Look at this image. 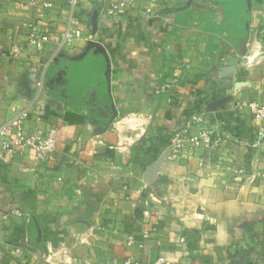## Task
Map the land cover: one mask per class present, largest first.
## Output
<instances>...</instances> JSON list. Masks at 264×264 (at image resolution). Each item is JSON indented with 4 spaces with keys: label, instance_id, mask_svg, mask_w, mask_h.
Listing matches in <instances>:
<instances>
[{
    "label": "crops",
    "instance_id": "1",
    "mask_svg": "<svg viewBox=\"0 0 264 264\" xmlns=\"http://www.w3.org/2000/svg\"><path fill=\"white\" fill-rule=\"evenodd\" d=\"M51 1L50 46L13 60L11 47L25 40L38 10L31 0H0V125L29 110L30 133L58 126L62 163H40L33 150L10 155L0 145V218L22 212L1 224L0 264H156L159 256L176 264H264L262 123L240 106L252 93L264 99V56L249 69L241 57L256 38L264 52V0H247V34L238 43L221 23L219 0H157L151 15L148 1L136 0L122 16L99 15L93 26L101 43L92 49L107 56L106 87L82 99L62 88L60 63L88 49L83 40L60 47L69 1ZM92 7L83 0L85 28ZM42 81L51 95L41 97ZM107 106L121 118L141 115L140 127L115 128ZM200 110L204 125L224 135L221 145L168 160L172 136ZM238 140L250 159L238 157Z\"/></svg>",
    "mask_w": 264,
    "mask_h": 264
},
{
    "label": "built area",
    "instance_id": "2",
    "mask_svg": "<svg viewBox=\"0 0 264 264\" xmlns=\"http://www.w3.org/2000/svg\"><path fill=\"white\" fill-rule=\"evenodd\" d=\"M69 9L65 18L67 19L66 29L60 33V47L72 46L78 40H83L86 44V48H96L99 46L100 36L96 30L94 16L104 15L107 17L122 16L131 11L136 3V0H89L93 5V13H87L89 25L84 27L82 18L80 15L81 4L83 0H68ZM147 6L144 9V13L151 15L153 13L152 6L157 0H147ZM31 6L37 8V12L31 21L27 24V34L23 42L14 43L11 47V56L13 60L21 58L24 49L31 48L39 53H45L50 46L54 32L50 30L47 24L44 22L45 15H47L55 6V3L51 0H31ZM80 14V15H79ZM94 25V26H93ZM94 27V28H93ZM264 56L263 47L259 39L248 41L245 44V49L241 54L242 61L246 68H252L259 64ZM55 63H59V56H54ZM52 60V61H53ZM42 95L41 97L49 96L53 92V86L39 83ZM241 107L248 109L250 116L262 124L258 128L259 143H263L264 146V99L254 98L243 102ZM107 114L113 119V122L120 124L117 129L124 126L130 129H136L140 127L141 115L131 114L126 117H119L118 113L109 106L106 107ZM206 116V110H200L198 113L189 117L184 124L174 133L172 136L168 148L166 150V158L168 160L179 159L184 152L194 153L195 151L203 148L210 149L218 142L215 138L213 127L204 125ZM29 117V110H25L20 113L15 119L6 124L0 125V145L10 155H23L28 150H33L35 159L40 163L47 165H56L59 162L60 156L56 155L58 147V135L60 128L58 126H51L43 135H36L30 133L26 128V120ZM92 127L96 129V125L92 124ZM97 142L101 143L99 132L95 133ZM69 160L74 163L78 160V157L70 154ZM22 212L19 209H13L9 212H5L0 218L1 224L9 221L12 216H21ZM150 236V232L145 230L143 237ZM143 244L140 243V247ZM124 264H140L139 262H132L126 260ZM156 264H176L165 256H159L156 259Z\"/></svg>",
    "mask_w": 264,
    "mask_h": 264
},
{
    "label": "trees",
    "instance_id": "3",
    "mask_svg": "<svg viewBox=\"0 0 264 264\" xmlns=\"http://www.w3.org/2000/svg\"><path fill=\"white\" fill-rule=\"evenodd\" d=\"M224 8L221 23L229 31L234 43L244 40L247 34L246 23L249 18L247 0H219ZM63 76L61 86L70 99H82L92 90H105L107 56L89 48L82 56L61 61Z\"/></svg>",
    "mask_w": 264,
    "mask_h": 264
},
{
    "label": "rangeland",
    "instance_id": "4",
    "mask_svg": "<svg viewBox=\"0 0 264 264\" xmlns=\"http://www.w3.org/2000/svg\"><path fill=\"white\" fill-rule=\"evenodd\" d=\"M255 67V66H254ZM256 97H259L258 96V94L256 93V94H254V93H252V97L251 98H249V99H252V98H256ZM249 119V118H248ZM249 121V123H248V126L250 125V127H249V129H255V127L254 126H252V123H251V120L249 119L248 120ZM227 125V124H226ZM230 125L231 124H229L228 126H226L227 128L226 129H228V127H230ZM215 138L218 140V145H221V142L223 141V139H224V135L221 133L220 134V132H218V134H216V136H215ZM242 139V138H241ZM233 139L232 138H230V139H228V141H232ZM234 142V141H233ZM240 142V140H238V143ZM248 142H251V141H248ZM239 145H240V147L239 148H237L236 149V151H240V155H238V157H240V159L241 160H245V159H250V156H251V154L250 153H247L246 151H247V149H246V147L244 146V144H242V143H239ZM241 147H243V148H241ZM252 153H254V152H252ZM247 154V155H246ZM261 153H257V157L260 159V157H261ZM255 159V156L253 157V160ZM258 167V166H257ZM259 168V167H258ZM251 170H253V167H251Z\"/></svg>",
    "mask_w": 264,
    "mask_h": 264
},
{
    "label": "water",
    "instance_id": "5",
    "mask_svg": "<svg viewBox=\"0 0 264 264\" xmlns=\"http://www.w3.org/2000/svg\"><path fill=\"white\" fill-rule=\"evenodd\" d=\"M94 21L96 22V15L94 16ZM165 154H166V153H165ZM152 166H153V165L149 166V170L152 169Z\"/></svg>",
    "mask_w": 264,
    "mask_h": 264
}]
</instances>
